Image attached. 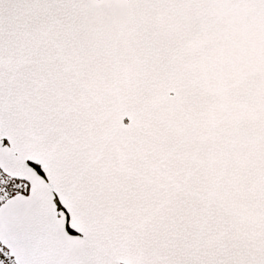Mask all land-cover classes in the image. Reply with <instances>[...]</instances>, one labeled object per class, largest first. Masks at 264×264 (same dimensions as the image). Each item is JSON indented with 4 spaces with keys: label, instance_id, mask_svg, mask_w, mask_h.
<instances>
[{
    "label": "snow or ice",
    "instance_id": "6c2138e0",
    "mask_svg": "<svg viewBox=\"0 0 264 264\" xmlns=\"http://www.w3.org/2000/svg\"><path fill=\"white\" fill-rule=\"evenodd\" d=\"M0 264H264V0H0Z\"/></svg>",
    "mask_w": 264,
    "mask_h": 264
}]
</instances>
